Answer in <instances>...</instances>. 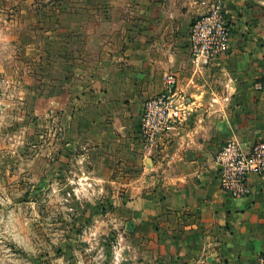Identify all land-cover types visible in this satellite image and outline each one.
Here are the masks:
<instances>
[{"label": "crops", "instance_id": "crops-1", "mask_svg": "<svg viewBox=\"0 0 264 264\" xmlns=\"http://www.w3.org/2000/svg\"><path fill=\"white\" fill-rule=\"evenodd\" d=\"M212 1L19 0L31 18L20 30L46 76L64 80L48 104L62 111L65 159L119 193L134 237L170 264H260L264 177L233 197L216 158L230 141L264 140V0H224L230 50L198 67L189 33ZM168 76L187 116L147 154L141 112Z\"/></svg>", "mask_w": 264, "mask_h": 264}, {"label": "rangeland", "instance_id": "rangeland-1", "mask_svg": "<svg viewBox=\"0 0 264 264\" xmlns=\"http://www.w3.org/2000/svg\"><path fill=\"white\" fill-rule=\"evenodd\" d=\"M21 11L0 0V264H170L133 236L119 193L65 159L62 111L48 104L64 80L33 61Z\"/></svg>", "mask_w": 264, "mask_h": 264}, {"label": "built area", "instance_id": "built-area-1", "mask_svg": "<svg viewBox=\"0 0 264 264\" xmlns=\"http://www.w3.org/2000/svg\"><path fill=\"white\" fill-rule=\"evenodd\" d=\"M189 41L191 55L198 67L208 66L228 54L231 25L226 16L224 0H213L210 7L194 20ZM175 84L176 79L168 76L166 91L146 100L143 105L140 138L147 154H151L163 138L186 119V108L175 104L172 91ZM256 87L260 90L262 86L258 84ZM216 163L220 167L222 190L236 198L249 196V177H264V140L251 145L230 141L218 154ZM259 263L264 264V255L260 256Z\"/></svg>", "mask_w": 264, "mask_h": 264}, {"label": "water", "instance_id": "water-1", "mask_svg": "<svg viewBox=\"0 0 264 264\" xmlns=\"http://www.w3.org/2000/svg\"><path fill=\"white\" fill-rule=\"evenodd\" d=\"M149 161H152L151 159H149Z\"/></svg>", "mask_w": 264, "mask_h": 264}]
</instances>
